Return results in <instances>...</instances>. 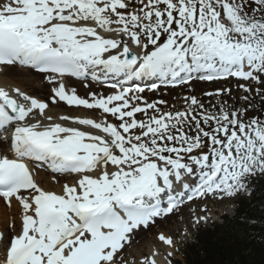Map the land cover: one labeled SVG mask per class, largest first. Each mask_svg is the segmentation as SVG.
<instances>
[{"label":"snow or ice","instance_id":"obj_1","mask_svg":"<svg viewBox=\"0 0 264 264\" xmlns=\"http://www.w3.org/2000/svg\"><path fill=\"white\" fill-rule=\"evenodd\" d=\"M16 67L50 95L0 87V264H157L128 251L141 230L264 189V0H0V70ZM232 79L239 105L191 87ZM185 86L179 108L144 96ZM61 102L77 111L50 114ZM156 239L172 264L176 239Z\"/></svg>","mask_w":264,"mask_h":264},{"label":"trees","instance_id":"obj_2","mask_svg":"<svg viewBox=\"0 0 264 264\" xmlns=\"http://www.w3.org/2000/svg\"><path fill=\"white\" fill-rule=\"evenodd\" d=\"M233 203V214L198 228L183 260L173 264H264V189L258 187L251 197L238 196ZM241 216L255 220V226L243 224Z\"/></svg>","mask_w":264,"mask_h":264},{"label":"rangeland","instance_id":"obj_3","mask_svg":"<svg viewBox=\"0 0 264 264\" xmlns=\"http://www.w3.org/2000/svg\"><path fill=\"white\" fill-rule=\"evenodd\" d=\"M27 74H28V79L30 81H35V83L36 82L41 83V81L43 80V78L41 79V78L34 76L30 73H27ZM70 83H74L75 87L77 88L78 94L80 96H82V97L86 96L89 89L85 88L82 83H79V82L77 83L75 81H71ZM236 84H237V81L235 79H232L229 81H220V82H195L191 87L195 88V94L198 96L201 95V93L204 91H213V90L218 89V88H229L230 87L232 89V97L229 98L227 96H224L223 99L228 100L229 103L236 102L239 105L240 103H242V101L239 100V97L241 95H243V92H242V90H238L236 88ZM90 88L97 90V91H105V92L108 91V89L105 87L97 88L95 84H91V83H90ZM254 91L255 90H253V94H254ZM27 92H29L33 96L45 98L46 100H47L48 96L50 95L49 88H47L46 93H43V92L37 91L32 86V88H29V90ZM189 92H190V89L188 86H185L183 88L177 87L175 89L161 88L159 93H150V92L146 91L144 93V96L146 98H148L150 101L156 100V99L166 100L169 105L175 104L179 108L183 105L182 97L184 95L189 94ZM255 98L257 99V101L260 100L259 97H255ZM48 102L50 103V100H48ZM204 102L206 104H208L209 98L205 97ZM212 103H215L214 97L212 98ZM75 111H77V110L72 106L64 107V108L61 107L59 110V112H64L65 114H66V112L71 113V112H75ZM79 114L80 115H90L89 113H86V112H80ZM97 115H99V114L97 113ZM202 207L208 208L209 211L207 214L209 215L210 219L206 224L202 223L201 225H199L198 228H203V227H206V226L213 224V223H219L221 220V217L224 215L231 216L233 213V210H234V203H233V199H231V200L225 199L223 201H219V200L214 201L212 199H209L206 202H202L200 200H195V201L189 202L188 204L181 206L175 214H171L167 218H161L154 225H152V228H150L148 230L149 232L145 231V235L143 236L144 237L143 240L140 241L138 239L139 241H136L133 244V246L131 247V249H129L128 251L132 254V256H135V253L131 252V251L132 250L133 251L138 250V251H140L139 254L141 257L142 254L148 255V251L151 250L150 248H148V246H150V245L154 246L155 245L156 248L158 249V252L162 253L163 245L156 243L155 239H154V237L157 235V231L161 229V230H165V232H167L168 235H172L171 232L175 233L174 236H175V239L177 241V249L178 250L173 251V255H172V257H170V259L172 260V263L174 260H183L184 254L186 253V246L188 244L194 242L193 233H196V231L198 230L197 228L192 227V213L195 210L196 215L201 214L199 212V209ZM184 211L189 212V215L187 218L189 230L187 231V233H185V231H184L185 228L183 230L180 229L182 222L184 220V218H183V212ZM141 243H142V245H141Z\"/></svg>","mask_w":264,"mask_h":264},{"label":"bare ground","instance_id":"obj_4","mask_svg":"<svg viewBox=\"0 0 264 264\" xmlns=\"http://www.w3.org/2000/svg\"><path fill=\"white\" fill-rule=\"evenodd\" d=\"M27 73H30V74H32L34 76H37V77L41 78V79L43 78L39 74L31 72L28 69H22V67H16V68H12V69L5 68L3 70H0V87H4L6 90H9V89L14 88V87H19L21 90H24V91L27 92L29 90V88H32V86H33V88L36 89L37 91L46 93L47 92V88H49V86L46 83H43L42 81H41V83H39V82L35 83V81H30L28 79V74ZM71 81H73V80L70 79V82ZM61 107L64 108V107H70V106H67L64 102H61ZM64 112H59L58 111L56 113V111H54V113H50V114L61 115V114H65ZM66 114H67V112H66ZM1 136H3V135H1ZM37 171H38V174H39L37 178L38 179L43 178L44 181H45L44 186L45 187L49 186L48 185V181H50V179H51L50 171L47 170L46 168L44 169L43 167H40L39 164L37 165ZM188 215H189V212H187V211L183 212L184 220H183L182 225L180 227L181 230H183L184 228L187 229V231L189 230L188 222H187ZM12 218H13V209H4L3 205L0 204V229H3L5 224H6V222L10 221ZM160 219L161 218L157 219L156 222L159 221ZM150 228H152V226H150ZM148 230L146 232H149ZM159 233H164V234L168 235V233L165 232V230H161V229L157 231V235ZM171 234L175 238V236H174L175 233L171 232ZM144 235H145V230H141L140 234L137 237V241H139V240L142 241L143 238H144L143 237ZM157 235L154 237L155 242L158 243V244L163 245L162 242H159L156 239ZM141 245H142V243H141ZM154 246H151V245L148 246V248L151 249L150 251H148V254H150L152 252L153 248H156V246L155 247ZM162 250H163L162 253L158 252L159 254L156 256L157 264H166V261H165L164 257L166 256L168 251H171V249L167 248V246H165V245H163V249ZM131 252L135 253V257L137 259L140 258V254H139L140 251H138V250L133 251L132 250Z\"/></svg>","mask_w":264,"mask_h":264}]
</instances>
